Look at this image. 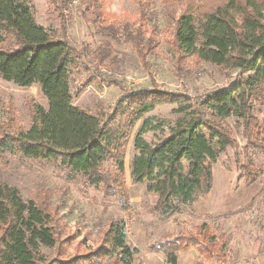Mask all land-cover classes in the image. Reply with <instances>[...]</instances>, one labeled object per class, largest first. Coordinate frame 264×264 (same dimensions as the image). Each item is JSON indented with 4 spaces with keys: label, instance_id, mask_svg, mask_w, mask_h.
I'll return each mask as SVG.
<instances>
[{
    "label": "trees",
    "instance_id": "1",
    "mask_svg": "<svg viewBox=\"0 0 264 264\" xmlns=\"http://www.w3.org/2000/svg\"><path fill=\"white\" fill-rule=\"evenodd\" d=\"M28 1L0 0V79L19 87L38 85L48 109L35 105L27 129L0 133V148L30 159L59 160L69 173L84 176L94 186H107L103 163L113 161L122 175L124 142L143 119L133 140L132 182L145 184L146 191L156 195V210L161 215L172 214L175 203L185 206L208 195L212 166L233 144L223 121L237 118L248 126L250 121L257 122L253 107L264 105V0H223L205 9L188 5L178 14L166 10L176 53L223 69H237L238 75L226 89L205 94L193 103L180 93L149 89L126 92L125 87L107 81L123 94L106 121L72 103V72L83 67L86 50H76L67 39L54 38L36 24ZM74 1L64 0L67 5ZM81 1L96 5L93 24L102 27L103 36L111 39L121 33L148 68L145 58L155 34L154 26L148 27L152 17L146 15L144 7H139V24L133 28L105 15L103 0ZM107 46L102 44L93 52L96 65L103 66L108 59ZM242 74L248 76L243 78ZM167 104L175 105L174 112L182 117L170 128L168 137L152 146L142 138L152 129L145 116L157 105ZM260 135L249 137V141L254 150L264 154V130ZM123 207L130 208L126 199ZM193 232L167 237L155 249L164 254L168 264H176L178 252L189 247L196 248L206 261L226 264L221 237L206 224L196 226ZM56 243L53 215L33 200L24 201L16 188L0 182V264H43L41 249H53ZM114 252V264H131L123 228L112 223L102 245L91 255L112 256ZM79 260L50 264H95L93 257Z\"/></svg>",
    "mask_w": 264,
    "mask_h": 264
},
{
    "label": "rangeland",
    "instance_id": "2",
    "mask_svg": "<svg viewBox=\"0 0 264 264\" xmlns=\"http://www.w3.org/2000/svg\"><path fill=\"white\" fill-rule=\"evenodd\" d=\"M75 1L67 5L64 0H29L28 5L35 23L52 37L65 38L76 50H86L83 67L72 72V103L103 121L123 94L107 81L125 87L126 92L149 89L180 93L193 103L205 94L226 89L238 75L237 69L185 57L171 46L172 23L166 18V10L178 14L188 5L205 9L223 0H103L105 15L126 21L133 28L139 24L140 6L152 17L148 27L154 26L155 35L150 38L152 49L145 58L148 68L121 33L109 39L103 36L102 27L93 24L96 5ZM102 44H108L109 49L103 66L96 65L92 57ZM35 105L48 109L38 85L19 87L0 79V133L27 129ZM175 108L157 105L145 116L152 126L142 135L145 142L153 146L169 136L170 128L182 117L174 112ZM252 116L257 122L250 121L248 126L237 118L223 121L233 144L212 166L209 194L189 205L175 203L170 215L156 210L157 197L146 191L145 184L131 180L133 140L143 119L124 142L122 175L113 161L103 163L107 186H94L84 176L69 173L59 160L30 159L5 148H0V182L16 188L24 201L33 200L53 215L57 243L53 249H41L43 264L74 259L81 262L79 259L86 257H93L95 264H114L116 252L112 256L91 255L102 245L103 235L112 223L123 228L131 264H168L155 245L167 237L194 233L195 227L202 224L221 237L226 264H264V154L254 150L249 141V137L261 136L264 130V105L256 104ZM246 133L251 135L247 137ZM245 166L247 169L242 168ZM125 199L129 209L123 207ZM176 264L214 263L189 247L178 252Z\"/></svg>",
    "mask_w": 264,
    "mask_h": 264
}]
</instances>
